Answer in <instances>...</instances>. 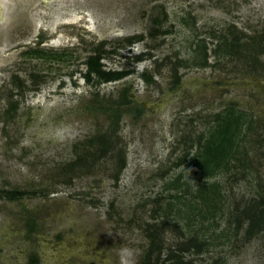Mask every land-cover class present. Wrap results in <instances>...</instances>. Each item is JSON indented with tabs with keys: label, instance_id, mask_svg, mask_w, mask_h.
<instances>
[{
	"label": "rangeland",
	"instance_id": "rangeland-1",
	"mask_svg": "<svg viewBox=\"0 0 264 264\" xmlns=\"http://www.w3.org/2000/svg\"><path fill=\"white\" fill-rule=\"evenodd\" d=\"M0 17V264H170L193 238L184 262L264 264L241 216L264 199V0H0ZM97 47L130 74L87 84ZM236 118L233 152L202 175Z\"/></svg>",
	"mask_w": 264,
	"mask_h": 264
},
{
	"label": "trees",
	"instance_id": "trees-1",
	"mask_svg": "<svg viewBox=\"0 0 264 264\" xmlns=\"http://www.w3.org/2000/svg\"><path fill=\"white\" fill-rule=\"evenodd\" d=\"M252 39L253 38H251V40ZM261 39L262 41L264 40V38H261ZM239 40L240 39L238 38L235 39V42H236L235 45L238 44ZM254 43H257V42H254ZM263 50L264 48L261 46V49H258L254 53V55L256 56L255 58L256 61L254 63L255 66L257 65V62H258V56L261 53L264 54ZM103 56H104V51L100 49L99 47H97V48H94L92 54L86 58L85 63H84V65L86 66V72L83 77L87 84L89 85L92 84V85L97 86L102 83L115 82V81H119L127 77L130 74L129 70L127 71L126 70H121V71L104 70L103 69L104 66L101 64ZM138 62H141V60H138ZM144 79L147 80L145 75H144ZM120 103L123 105H127V104H131V101H129L127 98V95L123 93ZM11 107L10 108L12 110L14 109L15 106L11 105ZM117 116L119 117L120 115H117ZM224 123H225L224 126H219L220 128L216 129L217 130L215 132L216 135L213 134L217 137V135L221 133L220 140L217 142L213 140L214 138L210 137L208 141L206 142V145L204 146L203 154H202L203 161L200 164V170H199V172L204 176L211 175L212 172H214V170L223 166L225 160L228 159V157L231 155V152H233L232 147L234 144V139L239 137V134L237 133L239 131V129H237V126L239 124V118H236L234 121L229 120ZM234 132L236 134H234ZM112 134L113 132H111V135L108 134V132L107 133L105 132L103 134H98L92 139H90L89 142L91 143H94V144L101 143L99 157L102 158L104 156H107L109 153H111L112 150L109 148L111 141H109V138H111ZM83 161H85V158H78L76 160L77 163H81ZM124 164H125V160L123 157L119 163V168H124ZM215 191L216 190L210 191L209 194L211 195V197H209L206 201V208L208 210L211 209L210 201L214 200ZM203 193H204L203 191L199 192V194L196 195L197 198H200V197L204 198ZM5 194H8V195L11 194V197L9 198L15 199L17 197H20L24 193L23 192H15V193L5 192ZM216 194L218 195L219 193H216ZM218 199L220 200V196L218 197ZM241 216L242 217L244 216L248 220V228L246 230L247 231L246 234L249 237L258 235L260 233L264 234V199L263 197L261 198L260 196L258 199H254L253 202L250 203L249 209L243 210L241 212ZM30 223L31 221L29 222L28 226H30ZM239 224H240V219L238 220V225ZM166 226H167L166 222L162 223L158 228H156L157 227L156 225L153 226L155 228V233H151V236H149L150 241H151V247H150L149 252H151V250L153 251L154 246L156 247L155 239L159 237L157 233L158 232L160 233L161 229L164 230ZM194 247H196L197 251L199 250V247L196 244V239L194 238L189 239L184 243H181L179 246L176 247L175 249L176 251H173L168 255L167 261L168 262L171 261L170 264H194L193 261L184 262L182 258L179 256V254L183 252H188L190 248H194ZM157 250H159V248ZM151 255L147 256L143 264H152ZM154 263L158 264L159 262L158 260H156L154 261ZM161 264H165V263H161Z\"/></svg>",
	"mask_w": 264,
	"mask_h": 264
},
{
	"label": "bare ground",
	"instance_id": "bare-ground-1",
	"mask_svg": "<svg viewBox=\"0 0 264 264\" xmlns=\"http://www.w3.org/2000/svg\"><path fill=\"white\" fill-rule=\"evenodd\" d=\"M52 17H53V19H54V21H56V22H58V21H60V20H64V22L63 23H57L58 24V26H60V25H62V24H75L77 21L75 20V19H72L71 17H68V18H60L59 16H57L56 14L55 15H52ZM1 18V17H0ZM53 21V22H54ZM62 22V21H61ZM39 24H37L36 23V26H35V33L37 32V30H39Z\"/></svg>",
	"mask_w": 264,
	"mask_h": 264
}]
</instances>
